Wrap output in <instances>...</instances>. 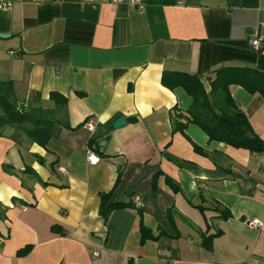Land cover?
<instances>
[{
    "label": "crops",
    "instance_id": "obj_1",
    "mask_svg": "<svg viewBox=\"0 0 264 264\" xmlns=\"http://www.w3.org/2000/svg\"><path fill=\"white\" fill-rule=\"evenodd\" d=\"M142 2L0 8V80H12L28 108H54L52 94H63L71 125L48 146L18 142L15 127L3 128L0 264H264V226L248 225L264 223V152L211 140L195 123L173 132L174 109L193 98L164 83L166 73H189L209 92L221 67L264 71V0ZM230 88L264 140V96ZM120 116L127 122L115 128ZM90 117L112 130L91 141ZM103 193L127 203L138 195L142 207L105 218ZM215 207L231 217H217ZM142 223L157 238L142 240ZM218 231L207 247L204 235Z\"/></svg>",
    "mask_w": 264,
    "mask_h": 264
},
{
    "label": "trees",
    "instance_id": "obj_2",
    "mask_svg": "<svg viewBox=\"0 0 264 264\" xmlns=\"http://www.w3.org/2000/svg\"><path fill=\"white\" fill-rule=\"evenodd\" d=\"M168 74H164V83L167 86L173 89L182 87L193 98L189 108L174 109L171 116L173 132L185 133L188 125L195 123L207 132L211 140L246 148L255 153L264 152V140L254 132L246 113L236 103L230 88L231 85L238 84L252 93L260 92L264 96V71L249 66L221 67L217 70V76L212 81L209 92L197 75L178 72L168 77ZM51 97L55 100L54 108L40 106L19 109L20 103L15 94L13 81L0 80V137L3 135V128L13 126L16 130L12 137L18 142L23 136L41 146H48L57 141L62 130L71 127L68 99L61 93H53ZM111 130V122L98 124L91 141L102 138ZM195 147L199 150L198 146ZM158 178L159 175L156 174L153 179L154 190L157 189ZM166 180L172 182L168 176ZM110 197L111 193L102 194L100 212L105 218H108L115 209L135 207L133 202L114 201L110 200ZM199 208L205 214L206 207L199 206ZM215 208L217 217L228 219L232 215L228 209ZM141 230L142 240L157 238L143 223ZM221 234L222 231H218L204 235L205 245L211 248L214 237ZM28 249L27 247L22 253L27 252ZM128 264H134L133 259H130Z\"/></svg>",
    "mask_w": 264,
    "mask_h": 264
},
{
    "label": "built area",
    "instance_id": "obj_3",
    "mask_svg": "<svg viewBox=\"0 0 264 264\" xmlns=\"http://www.w3.org/2000/svg\"><path fill=\"white\" fill-rule=\"evenodd\" d=\"M20 0H0V8H7V7H11L13 6L16 2H18ZM105 1H112V2H121V1H124V0H105ZM134 4L138 5L139 8H144V3L142 2V0H131ZM252 46L255 48V49H260L261 47V41L260 39H254L252 40ZM21 107L23 108H27L28 107V103L27 102H23V103H20L19 104V109H21ZM85 127L87 129H89L90 131L92 132H96L97 131V128H98V121L95 119V118H88L85 122ZM88 159L91 163H96L98 161V157L93 154L92 152L89 151V155H88ZM58 169L60 171H65V167L64 166H59ZM134 204H135V209L137 210L138 208H141L142 207V199L140 196H135L134 197ZM248 225L250 228L252 229H260L264 226V223L259 220V219H253V220H250L248 222ZM2 243V240H0V244ZM97 255V253H95Z\"/></svg>",
    "mask_w": 264,
    "mask_h": 264
},
{
    "label": "water",
    "instance_id": "obj_4",
    "mask_svg": "<svg viewBox=\"0 0 264 264\" xmlns=\"http://www.w3.org/2000/svg\"><path fill=\"white\" fill-rule=\"evenodd\" d=\"M0 37H6V35H1L0 34ZM126 119H125V117L124 116H120V117H118L117 119H116V121L114 122V124H113V126L115 127V128H119V127H121V126H124L125 124H126Z\"/></svg>",
    "mask_w": 264,
    "mask_h": 264
}]
</instances>
